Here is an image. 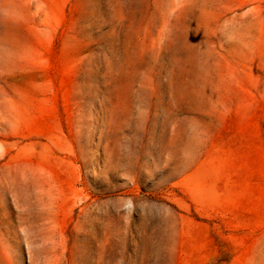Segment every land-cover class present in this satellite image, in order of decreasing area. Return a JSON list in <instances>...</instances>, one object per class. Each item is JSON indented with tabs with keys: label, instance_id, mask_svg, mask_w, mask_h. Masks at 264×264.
Listing matches in <instances>:
<instances>
[{
	"label": "rangeland",
	"instance_id": "rangeland-1",
	"mask_svg": "<svg viewBox=\"0 0 264 264\" xmlns=\"http://www.w3.org/2000/svg\"><path fill=\"white\" fill-rule=\"evenodd\" d=\"M0 0V264H264V0Z\"/></svg>",
	"mask_w": 264,
	"mask_h": 264
},
{
	"label": "bare ground",
	"instance_id": "bare-ground-1",
	"mask_svg": "<svg viewBox=\"0 0 264 264\" xmlns=\"http://www.w3.org/2000/svg\"><path fill=\"white\" fill-rule=\"evenodd\" d=\"M83 9L85 10V9H89V4H88V2H86V0L84 1V7H83Z\"/></svg>",
	"mask_w": 264,
	"mask_h": 264
}]
</instances>
